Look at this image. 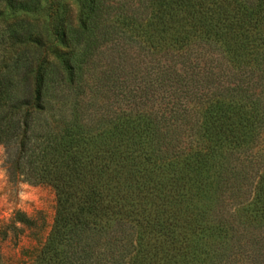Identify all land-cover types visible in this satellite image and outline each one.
I'll return each mask as SVG.
<instances>
[{"label":"trees","instance_id":"1","mask_svg":"<svg viewBox=\"0 0 264 264\" xmlns=\"http://www.w3.org/2000/svg\"><path fill=\"white\" fill-rule=\"evenodd\" d=\"M0 147V264H264V0H0Z\"/></svg>","mask_w":264,"mask_h":264},{"label":"rangeland","instance_id":"2","mask_svg":"<svg viewBox=\"0 0 264 264\" xmlns=\"http://www.w3.org/2000/svg\"><path fill=\"white\" fill-rule=\"evenodd\" d=\"M68 2L74 8L78 0H61ZM4 151L0 147V224L5 223L13 210H19L25 215L36 219L43 225L46 232L52 222L54 211V195L50 188L42 185H27L24 183L11 184L8 182L4 167ZM34 244L27 230L23 229L22 236L15 245L6 239L1 244L2 255L9 264H18L22 260V251Z\"/></svg>","mask_w":264,"mask_h":264}]
</instances>
